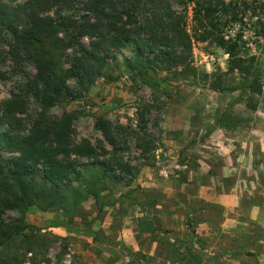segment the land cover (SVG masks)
<instances>
[{"label": "rangeland", "instance_id": "374dc122", "mask_svg": "<svg viewBox=\"0 0 264 264\" xmlns=\"http://www.w3.org/2000/svg\"><path fill=\"white\" fill-rule=\"evenodd\" d=\"M29 1L0 3L17 9ZM159 1L185 14L194 35L192 0ZM218 1L244 11L245 0ZM58 13L91 16L82 8L51 15ZM223 21L225 39L240 40V56L255 58L253 76L262 90L245 91L246 78L229 73L230 57L213 41L193 40L191 68L171 72L146 64V55L140 66L133 45L115 53L106 75L50 113L76 115V143L98 145L103 137L95 124L103 118L147 134L155 150L144 156L128 138L131 149L123 156L137 174L131 182L98 187L102 210L89 197L68 219L37 207L8 211L5 223L30 226L20 242L26 246L6 253L8 261L16 254L24 264H264V39L249 14L243 23L232 22V14ZM0 73L1 117L4 101L25 89L35 69L5 59ZM28 107L24 118L39 115L34 99ZM30 244L35 251L24 252Z\"/></svg>", "mask_w": 264, "mask_h": 264}, {"label": "trees", "instance_id": "16d2710c", "mask_svg": "<svg viewBox=\"0 0 264 264\" xmlns=\"http://www.w3.org/2000/svg\"><path fill=\"white\" fill-rule=\"evenodd\" d=\"M191 2L196 5L194 35L186 29V15L174 11L169 1L166 8L159 0H31L17 9L0 3V60L10 59L19 65L28 62L35 69L25 89L2 104L0 264L25 263V259L14 258L16 254L8 261L6 253L18 244L26 246L20 242L30 226L5 223L8 211L26 214L37 207L68 219L89 197L95 198L102 210L98 187L107 190L108 182H131L137 174L123 156L131 149L128 138L134 137L144 156L155 150L154 140L147 134L103 118L95 124L103 137L98 145L89 140L76 143V115L50 113L83 96L106 75L115 53L133 45L140 66L146 55V64L171 72L191 68L193 40L213 41L229 55V73L246 78L245 88L249 89L245 91L262 90L259 78L253 76L255 58L240 56V40L225 39L228 21L223 19L232 14V22L243 23L249 14L251 20L256 19V33L264 39V1L245 0L240 6L244 11L238 4L224 1ZM57 8H82L91 16L78 20L60 13L52 16ZM85 38L90 46L83 44ZM31 99L39 104V115L27 120L24 117ZM36 246L30 244L24 252H33ZM15 252L20 254V247Z\"/></svg>", "mask_w": 264, "mask_h": 264}]
</instances>
